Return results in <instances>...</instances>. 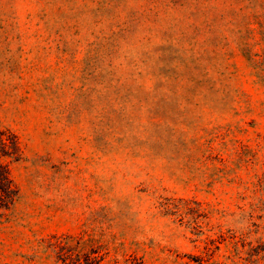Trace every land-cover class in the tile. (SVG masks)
<instances>
[{"label":"rangeland","instance_id":"obj_1","mask_svg":"<svg viewBox=\"0 0 264 264\" xmlns=\"http://www.w3.org/2000/svg\"><path fill=\"white\" fill-rule=\"evenodd\" d=\"M2 130L0 264H264V0H0Z\"/></svg>","mask_w":264,"mask_h":264},{"label":"trees","instance_id":"obj_2","mask_svg":"<svg viewBox=\"0 0 264 264\" xmlns=\"http://www.w3.org/2000/svg\"><path fill=\"white\" fill-rule=\"evenodd\" d=\"M19 155L20 148L16 136L6 130L0 131V158ZM12 200L13 188L8 170L0 161V204L7 208V204L12 203ZM114 238L103 243L100 240L61 234L52 236L46 247L54 254L58 264H144L136 254H128L123 242L116 243ZM205 261H210V264H226L225 261L214 259L213 251L207 248Z\"/></svg>","mask_w":264,"mask_h":264}]
</instances>
